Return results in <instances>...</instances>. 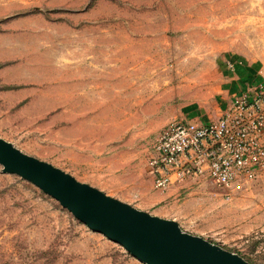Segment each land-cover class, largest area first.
Wrapping results in <instances>:
<instances>
[{
    "label": "rangeland",
    "instance_id": "1",
    "mask_svg": "<svg viewBox=\"0 0 264 264\" xmlns=\"http://www.w3.org/2000/svg\"><path fill=\"white\" fill-rule=\"evenodd\" d=\"M236 60L259 77L240 93L264 82V0H0V138L264 264V174L230 192L188 181L163 194L148 166L182 120L171 108L204 101ZM2 170L0 264H144Z\"/></svg>",
    "mask_w": 264,
    "mask_h": 264
},
{
    "label": "water",
    "instance_id": "2",
    "mask_svg": "<svg viewBox=\"0 0 264 264\" xmlns=\"http://www.w3.org/2000/svg\"><path fill=\"white\" fill-rule=\"evenodd\" d=\"M3 174L17 175L55 199L80 223L144 264H251L180 225L139 210L76 180L0 138Z\"/></svg>",
    "mask_w": 264,
    "mask_h": 264
},
{
    "label": "built area",
    "instance_id": "3",
    "mask_svg": "<svg viewBox=\"0 0 264 264\" xmlns=\"http://www.w3.org/2000/svg\"><path fill=\"white\" fill-rule=\"evenodd\" d=\"M148 166L154 190L163 194L188 181H207L230 192L236 184L260 178L264 174V82L237 95L215 121L169 124L155 141Z\"/></svg>",
    "mask_w": 264,
    "mask_h": 264
},
{
    "label": "crops",
    "instance_id": "4",
    "mask_svg": "<svg viewBox=\"0 0 264 264\" xmlns=\"http://www.w3.org/2000/svg\"><path fill=\"white\" fill-rule=\"evenodd\" d=\"M230 65L233 67L231 68ZM252 66V63L242 60L227 61L224 63L223 71L220 72V82L212 84L213 92L209 97L180 109L171 108L172 116L198 123H209L219 119L240 93L244 84L257 79L258 73ZM168 102L158 93V117L162 114L164 103Z\"/></svg>",
    "mask_w": 264,
    "mask_h": 264
}]
</instances>
